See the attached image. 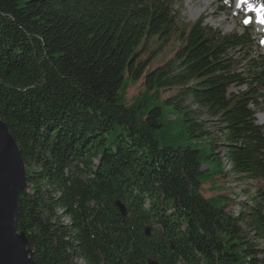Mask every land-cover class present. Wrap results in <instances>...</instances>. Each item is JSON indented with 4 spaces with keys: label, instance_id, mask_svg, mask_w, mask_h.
<instances>
[{
    "label": "trees",
    "instance_id": "1",
    "mask_svg": "<svg viewBox=\"0 0 264 264\" xmlns=\"http://www.w3.org/2000/svg\"><path fill=\"white\" fill-rule=\"evenodd\" d=\"M173 5L0 0V118L27 165L17 228L37 264H264V130L255 117L264 54L248 56L242 71L230 53L250 46L248 29L222 35L201 21L187 29ZM173 37L175 56L146 73L148 42L160 53ZM143 76L147 92L178 88L166 102L184 111L191 138L212 139L210 157L221 145L223 175L260 183L246 190V209L205 196L202 151L163 142L161 107L141 117L122 101L125 79ZM199 113L219 122L221 140Z\"/></svg>",
    "mask_w": 264,
    "mask_h": 264
},
{
    "label": "rangeland",
    "instance_id": "2",
    "mask_svg": "<svg viewBox=\"0 0 264 264\" xmlns=\"http://www.w3.org/2000/svg\"><path fill=\"white\" fill-rule=\"evenodd\" d=\"M174 5V11L180 14L182 21L188 25L187 29L194 24L202 22V26L210 27L214 31H219L222 35H229L233 33H244L247 26H245L244 19H241L239 9L236 6L237 0H211L212 4L207 6L204 12L194 15L196 9L190 10L188 2L190 0H170ZM210 0H193V2H209ZM259 1V0H258ZM195 4L196 8L201 4ZM226 19V20H225ZM250 34H252V42L250 46L245 49H239L232 51L230 54L239 62L242 71H246L249 63V57L258 58L261 54H264V43H260L259 38H257L256 30L248 29ZM159 44L156 43L154 39L148 42L145 53L143 54V60L150 58L151 63L146 71L148 73L155 68L164 65L166 62L171 60L177 50L180 47V42L176 37H173L167 45L163 47L162 52H153L157 49ZM145 73V74H146ZM240 87L231 86L229 93L237 92ZM124 95L123 102L126 105L137 104L139 106L138 112L139 116L146 117L149 111L155 107H161L163 109V116L161 117V123L164 124V128L158 130L157 135L163 140L167 145L174 147L178 146H192L198 147L202 151V170L203 173L200 179L203 183V192L206 197L212 199V202L217 207L230 206L233 212H239L240 210L246 209L245 204L247 199L246 190L251 193H255L260 183L256 181H241L237 182L232 177L222 174L223 170H228V165L226 163L223 149L217 146L215 152L217 156L215 158L210 157L213 153L212 150V139L209 138H191L188 132V127L191 124L186 121V116L184 111L177 108L174 104H168L166 102L167 98L174 96L178 93V88L167 89V90H157L146 91L144 85V76L138 81L133 82L132 80L126 78L123 88L121 90ZM145 97L141 100L140 97ZM184 106H189L190 109L195 111V113L201 111V109L191 102L183 104ZM252 108L254 107L251 105ZM196 116L199 120L206 121V128L211 132L212 138L215 140H221L222 135L219 130V122L216 119L209 118L203 113H199ZM257 123H262L261 118H264V105L256 114ZM222 143V142H221ZM220 143V144H221ZM222 161V164L220 160ZM238 184H237V183ZM238 186H237V185ZM237 186V187H236ZM243 192V193H242ZM238 199H237V198ZM213 198H217L214 200ZM234 199V200H232ZM240 201V202H239ZM262 256V255H261ZM79 264H84L79 261Z\"/></svg>",
    "mask_w": 264,
    "mask_h": 264
},
{
    "label": "water",
    "instance_id": "3",
    "mask_svg": "<svg viewBox=\"0 0 264 264\" xmlns=\"http://www.w3.org/2000/svg\"><path fill=\"white\" fill-rule=\"evenodd\" d=\"M27 189V165L9 126L0 118V264H37L26 232L17 228L20 196ZM116 204L126 216L125 205L119 200ZM149 264L159 263L150 259Z\"/></svg>",
    "mask_w": 264,
    "mask_h": 264
},
{
    "label": "snow or ice",
    "instance_id": "4",
    "mask_svg": "<svg viewBox=\"0 0 264 264\" xmlns=\"http://www.w3.org/2000/svg\"><path fill=\"white\" fill-rule=\"evenodd\" d=\"M227 2V0H226ZM236 6L238 8H243L244 6H247L248 11L250 12H256L257 16L259 18V22L261 24H264V5H258L251 2V0H237ZM245 24H249L250 20L246 19L244 21Z\"/></svg>",
    "mask_w": 264,
    "mask_h": 264
},
{
    "label": "bare ground",
    "instance_id": "5",
    "mask_svg": "<svg viewBox=\"0 0 264 264\" xmlns=\"http://www.w3.org/2000/svg\"><path fill=\"white\" fill-rule=\"evenodd\" d=\"M199 4L200 2H193V0H190L189 2H188V6H189V9L190 10H192L193 11V9H196V11H194V15H198V14H201L202 12H204L205 11V9L207 8V6H209V5H211L212 4V2H211V0L209 1V2H204L203 4H201L202 6H201V8H199V6H197L196 8H194L195 7V4ZM226 20V19H225ZM261 121H262V123L264 124V118H261ZM227 163V162H226ZM228 165V164H227ZM224 171V170H223ZM225 172V171H224Z\"/></svg>",
    "mask_w": 264,
    "mask_h": 264
},
{
    "label": "crops",
    "instance_id": "6",
    "mask_svg": "<svg viewBox=\"0 0 264 264\" xmlns=\"http://www.w3.org/2000/svg\"><path fill=\"white\" fill-rule=\"evenodd\" d=\"M207 198H209V197H207ZM229 209H230V207H229Z\"/></svg>",
    "mask_w": 264,
    "mask_h": 264
}]
</instances>
